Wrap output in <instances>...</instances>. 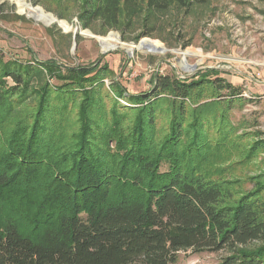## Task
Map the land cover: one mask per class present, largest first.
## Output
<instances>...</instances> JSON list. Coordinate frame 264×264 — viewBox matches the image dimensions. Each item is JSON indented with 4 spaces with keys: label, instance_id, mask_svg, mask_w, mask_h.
<instances>
[{
    "label": "trees",
    "instance_id": "obj_1",
    "mask_svg": "<svg viewBox=\"0 0 264 264\" xmlns=\"http://www.w3.org/2000/svg\"><path fill=\"white\" fill-rule=\"evenodd\" d=\"M207 1L80 0L78 19L120 28ZM101 62L0 52V264H175L190 249L225 251L221 264H264V172L235 195L225 168L211 171L243 134L253 138L246 159L264 153V131L239 134L231 120L247 101L241 87L208 68L156 73L131 93Z\"/></svg>",
    "mask_w": 264,
    "mask_h": 264
},
{
    "label": "rangeland",
    "instance_id": "obj_2",
    "mask_svg": "<svg viewBox=\"0 0 264 264\" xmlns=\"http://www.w3.org/2000/svg\"><path fill=\"white\" fill-rule=\"evenodd\" d=\"M80 4V0H0V52L6 60L33 62L36 57L71 66L100 59L131 93L147 91L156 73L185 78L215 68L221 77L241 87L247 100L231 110L239 134L264 131V0H208L189 9L173 6L143 13L120 28H105L100 21L84 27L78 19ZM82 31L94 36L82 35ZM46 79L40 76L34 82L42 84ZM110 81L107 78L105 85ZM35 103L31 95L19 114ZM78 104L71 107L67 136L76 129L71 123ZM252 139L243 134L237 138L238 147L227 149L223 161L211 166L213 177L225 168L221 179L233 181L235 195L251 190L250 177L264 172L263 152L245 158ZM167 168L163 163L161 169ZM225 255V251L190 249L181 251L175 264H221Z\"/></svg>",
    "mask_w": 264,
    "mask_h": 264
},
{
    "label": "water",
    "instance_id": "obj_3",
    "mask_svg": "<svg viewBox=\"0 0 264 264\" xmlns=\"http://www.w3.org/2000/svg\"><path fill=\"white\" fill-rule=\"evenodd\" d=\"M80 34H82V35H88V36H94L92 33H90L89 31H85V32H80ZM140 44L141 43H143V41H140L139 42ZM165 48V47H164ZM165 50H167L166 48H165ZM105 52H107V51H103V53H105ZM129 52V51H128ZM193 69H195V67L193 66Z\"/></svg>",
    "mask_w": 264,
    "mask_h": 264
},
{
    "label": "bare ground",
    "instance_id": "obj_4",
    "mask_svg": "<svg viewBox=\"0 0 264 264\" xmlns=\"http://www.w3.org/2000/svg\"><path fill=\"white\" fill-rule=\"evenodd\" d=\"M103 51H106V50H103Z\"/></svg>",
    "mask_w": 264,
    "mask_h": 264
}]
</instances>
